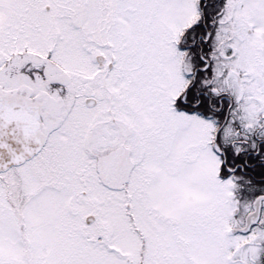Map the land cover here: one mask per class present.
Segmentation results:
<instances>
[{
    "label": "snow or ice",
    "instance_id": "obj_1",
    "mask_svg": "<svg viewBox=\"0 0 264 264\" xmlns=\"http://www.w3.org/2000/svg\"><path fill=\"white\" fill-rule=\"evenodd\" d=\"M0 264H264V0H0Z\"/></svg>",
    "mask_w": 264,
    "mask_h": 264
}]
</instances>
